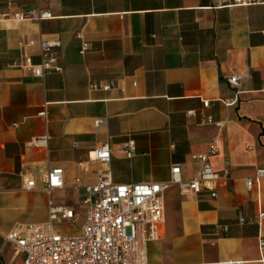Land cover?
Segmentation results:
<instances>
[{
	"label": "crops",
	"instance_id": "1",
	"mask_svg": "<svg viewBox=\"0 0 264 264\" xmlns=\"http://www.w3.org/2000/svg\"><path fill=\"white\" fill-rule=\"evenodd\" d=\"M252 1L0 0V264H23L3 236L17 224L46 222L50 203L74 210L83 226L82 200L103 169L88 158L94 149L108 146L114 184L169 183L175 164L192 179L200 168L193 157L211 143L216 196L169 184L145 264H264V218L255 222L264 179L259 191L244 183L264 167V0ZM27 10L51 18H13ZM41 39L59 40L61 73L33 75ZM242 72L238 102L225 107L220 100L234 95L226 78ZM97 83L109 89H92ZM204 116L223 126L202 123ZM44 136V146H25ZM55 167L63 187L48 194L42 179ZM30 179L35 188L22 189Z\"/></svg>",
	"mask_w": 264,
	"mask_h": 264
},
{
	"label": "built area",
	"instance_id": "2",
	"mask_svg": "<svg viewBox=\"0 0 264 264\" xmlns=\"http://www.w3.org/2000/svg\"><path fill=\"white\" fill-rule=\"evenodd\" d=\"M225 0H217L218 7H225ZM252 0H233V5L247 6ZM18 21H42L51 18L47 11L27 10L16 13L13 17ZM81 38V34L76 35ZM40 63L30 65L35 77H44L48 73H61L57 39H41ZM89 50V44L82 42L81 54ZM247 72L232 74L226 82L233 88L231 99L220 100L225 107H233L238 102L239 87ZM92 89L108 90L109 85L97 83ZM37 114L46 118L45 107ZM207 108L209 101L202 100ZM188 111L187 115H194ZM202 123L214 124L221 128L223 122H213L211 117L204 116ZM47 138H33L26 142V147H41ZM127 152L133 151V141L126 144ZM217 148L211 143L206 153L193 157L200 163L197 174L184 181L181 168L175 164L170 169V181L141 182L133 184H114L109 177L108 164L110 150L101 145L88 153L91 161L98 162L103 169L97 175V183L87 187V196L82 200L84 222L77 234L59 232L55 225L65 221L74 222L79 215L72 209L53 206L50 203L49 216L46 222L36 224H17L3 236V241L23 256V264H145L146 248L150 242L159 238V227L164 222L163 192L169 184L176 185L181 192L199 193L207 189L212 197L216 196L215 185L217 176L213 171L209 158L216 155ZM264 179V167H257L253 177L244 179L247 190H260V181ZM63 187V171L59 167L52 168L42 179V190L48 194ZM35 188L34 180L30 179L22 186L28 191ZM264 212L259 211L256 224L260 225ZM240 223L244 219L239 220ZM226 230V227H223ZM258 248L264 250V237H258ZM226 264H246L242 260L229 261Z\"/></svg>",
	"mask_w": 264,
	"mask_h": 264
},
{
	"label": "rangeland",
	"instance_id": "3",
	"mask_svg": "<svg viewBox=\"0 0 264 264\" xmlns=\"http://www.w3.org/2000/svg\"><path fill=\"white\" fill-rule=\"evenodd\" d=\"M82 226V219L79 218L78 220L74 222H62L58 225H55L56 229L61 232V233H66V234H76L81 230Z\"/></svg>",
	"mask_w": 264,
	"mask_h": 264
}]
</instances>
